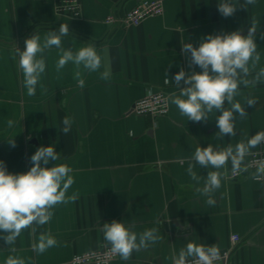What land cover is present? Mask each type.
<instances>
[{
    "label": "crops",
    "instance_id": "1",
    "mask_svg": "<svg viewBox=\"0 0 264 264\" xmlns=\"http://www.w3.org/2000/svg\"><path fill=\"white\" fill-rule=\"evenodd\" d=\"M80 1L81 15L72 17L56 13L57 0H0V161L10 173H26L37 148L51 145L59 158L48 167L70 166L74 183L66 196L79 194L75 202L56 205L47 224L24 229L14 245L0 240V264L8 256L21 257L26 264H70L75 253L110 245L103 238V226L113 220L132 226L138 237L156 229L160 239L133 251L129 260L118 256L110 264H174L189 242L215 244L222 250L231 245L233 234L240 240L229 264H264V176L228 179L230 161L224 169H214L192 159L197 147L235 149L264 131V80L239 86L233 102L246 106L253 99L255 105L246 107L245 118L234 114L232 137L220 136L215 119L221 110L213 109L206 123L192 122L171 103L180 89L164 83L166 73L171 80L182 68L186 73L201 71L189 66L182 45L198 47L203 37L221 32L238 30L246 36L254 26L261 60L247 77L253 81L264 67V0H255L246 10L238 8L228 18L217 10L220 0H163L162 13L127 27L107 25L105 18L122 15L138 0ZM62 23L70 29L63 46L76 51L94 44L101 56L100 72L110 70L111 78L102 80L99 72L89 73L81 66L86 83L78 87L72 63L56 71L59 56L53 47L44 53L46 71L35 95L28 96L16 49L23 51L27 38L35 33L43 38ZM149 89L167 91V115L133 113L134 102ZM224 108L231 104L225 101ZM66 116L72 126L65 135L60 129ZM9 119L14 121L12 128L7 126ZM9 137L16 147L7 143ZM190 164L198 181L187 172ZM210 171L222 173L213 205L197 192ZM42 232L58 243L37 254L33 245Z\"/></svg>",
    "mask_w": 264,
    "mask_h": 264
},
{
    "label": "clouds",
    "instance_id": "2",
    "mask_svg": "<svg viewBox=\"0 0 264 264\" xmlns=\"http://www.w3.org/2000/svg\"><path fill=\"white\" fill-rule=\"evenodd\" d=\"M254 2L255 0H244L243 4H237L233 0H220L217 10L222 17L228 18L233 16L238 8L246 10L247 6ZM69 33L68 24L62 23L58 31L50 30L43 38L37 33L27 38L23 51L16 49L28 96L35 95L41 76L46 71L44 53L53 47L57 49L59 56L56 71L60 72L67 64L72 63L76 69L74 79L77 80L78 87L83 88L86 83L82 78L81 66L89 73L99 72L102 80L111 78L110 70L105 69L100 72L101 56L98 55L94 44H87L76 51L71 47L63 46V38ZM254 33L253 26L246 36L238 30L230 33L221 32L203 37L198 47L193 46L192 43L182 45L181 51L188 60L189 66H198L201 70L186 73L182 68L171 80L168 74H165V85L174 83V86L180 89L179 95L175 96L171 103L183 116L192 122L206 123L209 120L208 114L213 109L221 110V114L215 119L220 136L236 135L234 114L245 118L246 107L255 105L253 99H248L246 106L233 102L239 86L243 84L247 87L250 83L264 80V67L256 72L253 81L247 79L261 60ZM181 84L184 87H181ZM225 101L231 104L230 109L224 108ZM6 123L9 128L14 126V121L11 119ZM62 124L60 132L66 135L71 130L72 121L66 116ZM7 143L13 148L16 147L13 137L7 138ZM262 144H264V131H259L246 143H237L235 149L232 145L220 150H214L210 144L203 148L197 147L192 159L202 168L211 166L214 169H224L230 161L234 175L248 172L254 164L256 171L252 175L255 179H260L264 176V160L253 161L252 164L244 167L242 164L249 150ZM58 158L55 147L40 146L30 157L32 165L30 170L19 174L8 172L6 164L0 161V240H3L7 246L14 245L24 229L33 225L47 224L53 216L52 209L56 205L75 202L78 199V193L66 196L68 189L74 183V178L70 175L73 169L66 164H54L48 167L50 161H56ZM187 172L193 180H199L191 164ZM221 177V172L210 171L204 186L197 189L199 194L208 197V205L215 203L213 194L221 187ZM103 238L111 245L110 251L113 254H118L121 260L127 261L133 251L156 243L160 236L156 234V229H151L140 233L138 237L137 233L132 231V226H125L122 222L113 220L104 223ZM57 243L58 241L51 234L42 232L33 249L37 254H43ZM220 256V250L215 244L205 246L189 242L186 249H181L178 258L173 261L174 264H215L220 260ZM190 257L194 259L189 261ZM4 264H26V262L21 257L8 256Z\"/></svg>",
    "mask_w": 264,
    "mask_h": 264
},
{
    "label": "built area",
    "instance_id": "3",
    "mask_svg": "<svg viewBox=\"0 0 264 264\" xmlns=\"http://www.w3.org/2000/svg\"><path fill=\"white\" fill-rule=\"evenodd\" d=\"M164 10L163 0H138L130 9L125 11L122 15L118 16L114 13H110L105 18L107 25H115L120 23L123 26L138 25L146 18L156 14L162 13ZM55 11L59 15H69L72 17H79L82 12V6L80 0H57L55 5ZM169 94L163 89H149L144 96L137 99L134 102L132 111L136 116H147L151 115L155 118L165 116L169 112ZM264 160V144L259 146L258 149L253 150L249 153L248 160L242 165L252 164L253 161ZM256 167L252 164L248 172H240L233 174L231 169L227 173L228 179H237L242 176L253 177ZM260 179L255 180H261ZM240 240L238 234L231 236V245L228 248L220 250V260L215 264H229V259L233 248L236 243ZM111 245L103 246L90 251L75 253L72 255L69 263L70 264H110L118 254H113L111 251ZM191 261L192 257L188 258Z\"/></svg>",
    "mask_w": 264,
    "mask_h": 264
}]
</instances>
